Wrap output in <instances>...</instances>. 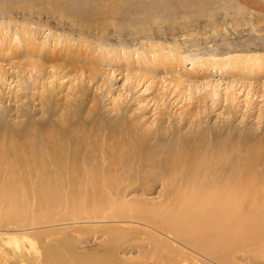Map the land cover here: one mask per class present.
Here are the masks:
<instances>
[{
  "label": "rangeland",
  "instance_id": "374dc122",
  "mask_svg": "<svg viewBox=\"0 0 264 264\" xmlns=\"http://www.w3.org/2000/svg\"><path fill=\"white\" fill-rule=\"evenodd\" d=\"M29 136L43 151L54 138L67 163L117 179L122 199L146 207L264 158V0H0V144ZM124 225L34 232L42 251L60 244L58 264L110 249L115 264H211ZM232 256L264 264V248Z\"/></svg>",
  "mask_w": 264,
  "mask_h": 264
},
{
  "label": "bare ground",
  "instance_id": "6f19581e",
  "mask_svg": "<svg viewBox=\"0 0 264 264\" xmlns=\"http://www.w3.org/2000/svg\"><path fill=\"white\" fill-rule=\"evenodd\" d=\"M29 137L23 147L15 139L8 146L0 144V264H58L60 244L56 253L40 250L41 235L34 230L109 221L128 224L122 227L134 234L140 229L150 231L158 241L170 245L164 247L168 255L186 254L193 248L197 252H191L211 264H234L230 260L234 253L264 248V173L260 169L264 168V158L259 155L241 158L232 176L202 182L199 194L194 190V179L165 204L146 207L122 199V193L114 190L117 179L97 175L90 165L82 169L67 163L64 149L52 137L46 139L44 151L51 155L56 170L46 176L43 146L34 136ZM9 154L14 156L11 168L7 167ZM169 167L165 170L173 184L177 165ZM83 171L87 177L81 182L76 177ZM197 171L194 168L192 174ZM31 183L37 186L34 192ZM114 234V238L121 237ZM64 242L61 247L67 248L69 243ZM96 259L79 258L75 264H115V249Z\"/></svg>",
  "mask_w": 264,
  "mask_h": 264
}]
</instances>
